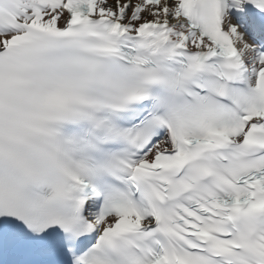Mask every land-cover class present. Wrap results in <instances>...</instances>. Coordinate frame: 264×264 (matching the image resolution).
Masks as SVG:
<instances>
[{
    "label": "snow or ice",
    "instance_id": "snow-or-ice-1",
    "mask_svg": "<svg viewBox=\"0 0 264 264\" xmlns=\"http://www.w3.org/2000/svg\"><path fill=\"white\" fill-rule=\"evenodd\" d=\"M0 264H264V0H0Z\"/></svg>",
    "mask_w": 264,
    "mask_h": 264
}]
</instances>
